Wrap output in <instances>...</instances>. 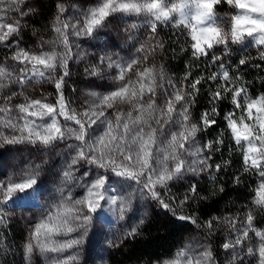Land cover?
I'll list each match as a JSON object with an SVG mask.
<instances>
[{"label": "snow or ice", "instance_id": "obj_1", "mask_svg": "<svg viewBox=\"0 0 264 264\" xmlns=\"http://www.w3.org/2000/svg\"><path fill=\"white\" fill-rule=\"evenodd\" d=\"M221 4L234 11L219 16ZM55 7L52 37H40L35 48L21 47L28 18L37 7L31 0H0V48L6 52L0 58V149L20 151L26 146L63 161L58 195L26 233V264L34 253L46 264H80L93 219L105 206L118 220L132 221L119 243L109 241V246L117 248L135 238L151 223L147 211H133L137 199L154 202L165 217L170 214L172 220L201 230L198 246L189 243L152 264H264V227L258 226V216H264V93L253 97L249 82L239 74L241 66L264 72V0H98L73 15H65L72 6L58 2ZM116 16L127 20L120 31L128 42L135 41V53L123 58L104 50L85 51L82 41L95 40ZM160 25H171L186 37L180 52L190 60L179 80L162 62H154L166 48L157 31ZM141 28L143 41L137 39ZM37 32L32 29L33 36ZM233 45L239 51L255 47L256 54L245 52L233 64ZM217 49H222L219 54ZM85 61V75L111 80L112 85H98L110 90L90 91L76 106L65 87L70 63ZM201 62L204 71H199ZM194 71L199 74L193 76ZM44 83L54 91L28 94L30 87ZM203 85H208L209 107L194 117ZM225 100L231 110L222 117L224 127L214 139H206L203 134L219 125V104ZM225 149L229 158L223 155ZM233 154L241 161L240 173L231 178L234 185L246 173L258 178L250 205L203 220L196 212H186V205L224 192L216 181L231 168ZM41 169L42 164L28 163L0 179V226L9 222L8 205L38 202L45 193ZM205 177L212 186L208 195L198 190ZM177 183L187 185L180 198L172 194ZM122 187L130 190L123 194ZM218 233L224 237L217 246L223 260L211 243ZM5 247L0 233V249Z\"/></svg>", "mask_w": 264, "mask_h": 264}, {"label": "trees", "instance_id": "obj_2", "mask_svg": "<svg viewBox=\"0 0 264 264\" xmlns=\"http://www.w3.org/2000/svg\"><path fill=\"white\" fill-rule=\"evenodd\" d=\"M42 11L46 12L49 5L41 6ZM218 13H226L229 8L225 4L217 7ZM159 36L166 41L164 54L159 55L160 63L162 62L165 71L179 80L186 71L185 64L189 62L190 56L188 53H181L180 48L186 46V37L171 25H160L158 27ZM179 39V43H173ZM175 49V52L171 49ZM231 62L238 63V58L247 52L249 57L255 56L256 49L248 47L244 51H239V45H233ZM222 49H217V54ZM255 63L256 61H252ZM193 64L196 62L193 61ZM214 70V66L208 68V72ZM199 71H204L203 62ZM235 71V69H233ZM199 74L198 71L193 72V76ZM239 74L244 80L249 82L250 94L255 97L264 93V72L259 69L241 66ZM208 85L201 87V92L197 98L196 106L192 109L194 117H198L199 113L209 107L207 97ZM220 117H217L219 125L216 128L210 129L209 133L203 134L206 139H214L217 132L224 127L222 117L225 112L231 110V104L228 100L221 101L219 104ZM227 137V133H226ZM227 143V139H226ZM220 154H217V158ZM225 158L228 157L227 150L223 153ZM233 160L231 168L227 172L220 173L223 179H217L216 183H222L224 192L216 196H209L206 201H200L199 204H189L185 206V211L188 213L196 212L200 218L207 219L210 216L217 215L223 217L228 213H236L243 205L249 204L253 195L252 189L255 187L258 178L252 174H243L241 176L242 183L234 185L232 183L233 174H239L241 170L240 157L233 154L230 157ZM187 185L176 184L172 188V194L180 198L185 191ZM212 186L207 177L200 179L198 190L203 195H208ZM159 213V215H157ZM151 223L146 225L139 235L133 239L126 240L119 247L114 248L108 255L107 264H152L153 261L163 259L170 256L177 249L192 243L193 246H198L195 239L201 241V230L188 222H179L172 220L170 214L165 217L160 209L154 207L151 215ZM23 214L20 208L9 209V222L5 226H0V233H3L4 243L6 247L0 249V264H26L23 252V243L26 236L24 227ZM165 221H167L165 225ZM258 226L264 227V216H258ZM223 236L219 233L211 238L213 248L216 250L219 258L223 260V252L217 246L223 241Z\"/></svg>", "mask_w": 264, "mask_h": 264}, {"label": "rangeland", "instance_id": "obj_3", "mask_svg": "<svg viewBox=\"0 0 264 264\" xmlns=\"http://www.w3.org/2000/svg\"><path fill=\"white\" fill-rule=\"evenodd\" d=\"M37 7V13L28 18V27L23 32V42L21 47L31 46L35 48L36 43L40 37L50 39L53 35L51 32V23L56 15V4L63 2L69 7L65 15H73L79 9H88L95 6L98 0H31ZM49 5L46 12L42 11L41 6ZM229 11L226 13H218L221 17L226 14H231L234 10L225 4ZM126 19H121L119 16L110 18L108 24L97 35L95 40L82 41V46L85 51L91 54L100 53L102 50L111 53H118L120 57L128 58L135 53V49L131 47L133 42L126 40L125 34L120 31L124 27ZM38 30L37 35H32V29ZM146 38L145 29L141 28L137 33V39L143 41ZM90 45H97V47H90ZM138 46V44H137ZM131 48V52L129 49ZM255 48V47H254ZM256 49V48H255ZM6 55L4 49L0 48V58ZM92 60V55L88 57V61ZM85 62H71V77L67 81L65 87V94L74 101L76 106H80L88 99L87 93L90 91L103 92L110 90V88L98 87L101 84L112 85L111 80L102 81L96 77H89L84 73ZM155 63L159 64V55H157ZM75 89V91H73ZM41 90L44 92H53V88L47 83L35 85L29 88V95L39 97ZM19 102V101H16ZM126 108V106H125ZM21 150L13 149H0V179L6 178L7 175L19 172L26 164H42L41 180L44 181L46 186L45 193L40 197L38 202L24 201L17 202L15 205H8V209L20 208L23 214L24 227L28 231L29 227L34 224L45 211L46 207L51 204L54 198L58 195L56 188L58 187V172L62 166V158L55 154H46L44 152H37L31 150L29 147L20 146ZM47 160V164L43 161ZM130 189L127 187L120 188L121 193L126 194ZM77 192L80 190L77 189ZM155 203L151 201L135 200L133 203V211L139 209L142 213L147 211L151 217L154 211ZM131 216L132 214L129 213ZM132 221L118 220L116 216L108 210L105 206L99 214L94 217L93 225L89 232V237L85 242L83 248L80 250V264H107L109 253L114 249L109 246V241L119 243V238L123 236L124 229L127 224ZM198 243L200 240L195 239ZM67 255V253H65ZM31 264H46L43 257L38 254H33Z\"/></svg>", "mask_w": 264, "mask_h": 264}]
</instances>
